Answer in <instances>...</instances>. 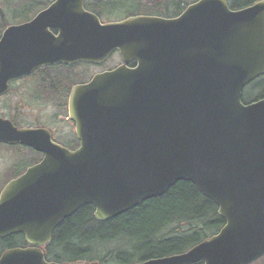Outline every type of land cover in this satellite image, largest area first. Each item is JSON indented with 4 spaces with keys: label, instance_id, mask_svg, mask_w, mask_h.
Here are the masks:
<instances>
[{
    "label": "water",
    "instance_id": "95a60500",
    "mask_svg": "<svg viewBox=\"0 0 264 264\" xmlns=\"http://www.w3.org/2000/svg\"><path fill=\"white\" fill-rule=\"evenodd\" d=\"M83 3L54 0L0 39V95L7 82L38 66H99L114 52L122 62L72 89L75 151L52 143L47 132L38 148V132L12 129L14 142L44 158L2 191L0 239L23 235L43 246L85 206L107 222L183 181L215 204L225 225L183 255L145 264L262 258L264 98L245 104L242 92L264 75V0L236 11L226 0H199L173 19L106 24ZM8 130H0V142H13ZM0 264L57 263L29 248L6 252Z\"/></svg>",
    "mask_w": 264,
    "mask_h": 264
},
{
    "label": "trees",
    "instance_id": "16d2710c",
    "mask_svg": "<svg viewBox=\"0 0 264 264\" xmlns=\"http://www.w3.org/2000/svg\"><path fill=\"white\" fill-rule=\"evenodd\" d=\"M50 1L0 0V33L11 23L28 20ZM196 1L86 0L85 8L104 21L134 16L175 18ZM258 1L261 0H227V4L231 10H240ZM260 87H264V78ZM263 96L264 90L248 102ZM216 209L195 186L183 181L177 182L163 196L147 200L107 222L96 221L94 208L85 206L55 229L47 247V258L56 263L111 264L159 258L215 233L218 225L214 224L219 222L215 219Z\"/></svg>",
    "mask_w": 264,
    "mask_h": 264
},
{
    "label": "flooded vegetation",
    "instance_id": "af4514ba",
    "mask_svg": "<svg viewBox=\"0 0 264 264\" xmlns=\"http://www.w3.org/2000/svg\"><path fill=\"white\" fill-rule=\"evenodd\" d=\"M45 8L46 7L41 8L28 20L12 25H21L30 22L37 13ZM95 16L97 15L95 14ZM99 20L101 23H107L101 18H99ZM51 32L56 34L55 30ZM1 36L2 32L0 33V38ZM3 58L4 57L0 56V59ZM111 60L112 57L109 62ZM119 65L110 66L98 73L112 71ZM129 66L134 67L132 64ZM93 67L94 65L87 63L38 66L29 73L7 82L6 92L0 95V120L6 122V124H1L0 130L5 131L9 129L7 139L13 142H0V165H3V168L0 167V195L10 182L21 177L28 169L38 165L44 158V153L38 151L36 147L24 145L21 142H14L11 132L12 129L16 131L38 132L39 140H41L38 148H41L42 145L45 144V135L44 133L42 134V132H47L50 135L52 143L64 149L75 151L79 147L80 144L76 137L75 124L71 121L68 112V102L70 101V94L73 87L86 84L92 80L95 75V73H91ZM216 216L215 219L219 220L218 224H214L218 225L215 229L216 232L205 237L203 240L191 244L176 253L145 260H140L139 258L125 264H145L150 261L187 253L192 248L205 242L208 238L221 231L225 225V221L217 214V209ZM52 237L50 242L43 246L29 245L22 235H12L0 239V259L9 251L34 248L39 249L43 253L46 263H56L49 261L47 258V247L52 242ZM87 264L111 263L92 261ZM196 264L203 263L199 262Z\"/></svg>",
    "mask_w": 264,
    "mask_h": 264
},
{
    "label": "rangeland",
    "instance_id": "374dc122",
    "mask_svg": "<svg viewBox=\"0 0 264 264\" xmlns=\"http://www.w3.org/2000/svg\"><path fill=\"white\" fill-rule=\"evenodd\" d=\"M112 21H115V20H112ZM11 24H14V23H11ZM117 55H114V56H112V60L110 61V62H108V64H106L105 66H102V67H93L92 69H91V73H98V72H100V71H102V70H104V69H107V68H109L110 66H113V65H119L120 64V60H119V58L118 57H116ZM115 57V58H114ZM79 67H86V66H79ZM88 67V66H87ZM89 68V67H88ZM261 83V82H260ZM257 84V85H256ZM256 84H254L253 86H248V87H246L245 89H244V91H243V94H244V96H246V97H249L250 99L251 98H255V97H257V95H258V93L260 92V91H263L264 90V87L263 88H261L258 84L259 83H256ZM256 86L257 87H259V88H256ZM247 100H248V98H247ZM67 131H69V130H67ZM0 167L1 168H3V165H0Z\"/></svg>",
    "mask_w": 264,
    "mask_h": 264
},
{
    "label": "bare ground",
    "instance_id": "6f19581e",
    "mask_svg": "<svg viewBox=\"0 0 264 264\" xmlns=\"http://www.w3.org/2000/svg\"><path fill=\"white\" fill-rule=\"evenodd\" d=\"M163 196V195H162ZM62 224V223H61Z\"/></svg>",
    "mask_w": 264,
    "mask_h": 264
}]
</instances>
